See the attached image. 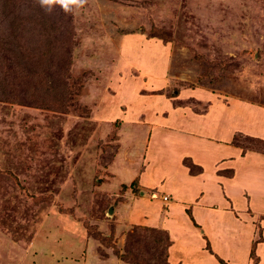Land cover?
Masks as SVG:
<instances>
[{
    "label": "rangeland",
    "instance_id": "374dc122",
    "mask_svg": "<svg viewBox=\"0 0 264 264\" xmlns=\"http://www.w3.org/2000/svg\"><path fill=\"white\" fill-rule=\"evenodd\" d=\"M147 37L170 48L167 95L197 86L264 107V0H0V264H133L118 257L129 251L162 264V245L151 260L150 244L128 236H164L125 229L122 202L140 198L137 174L157 148L148 138L182 122L180 97L143 94L127 76L141 66L158 85L167 53ZM250 138L232 143L263 154Z\"/></svg>",
    "mask_w": 264,
    "mask_h": 264
},
{
    "label": "crops",
    "instance_id": "0c3cea01",
    "mask_svg": "<svg viewBox=\"0 0 264 264\" xmlns=\"http://www.w3.org/2000/svg\"><path fill=\"white\" fill-rule=\"evenodd\" d=\"M162 46L167 56L161 64L163 69L158 70L160 75L155 77L159 78L155 88L154 75L143 73L141 66L137 74L127 76L139 80L145 87L148 85L149 91L143 94L156 95L162 100L169 96L180 97L176 102L180 107L176 111L182 122L174 129L157 127L154 138H148V144L151 141L150 145L153 143L154 147L162 146L163 149L153 148L156 156L147 147L148 153L143 159L145 166L135 181L140 198L135 199L127 191V197L122 200L128 221L124 228L143 225L165 231L170 241L167 264H243L237 262L238 258L252 264L249 257L252 246L256 264H264V154L243 151L232 143L237 134L264 140V107L241 99L215 96L212 91L197 86H178V90L171 92L173 95H167L173 85L167 77L171 67L170 48ZM123 48L121 46L122 53ZM122 53L121 59L125 56ZM129 64L132 69L136 68L134 61ZM200 93L202 100L197 95ZM193 98L198 103L205 101L199 113L184 103ZM161 135H174L175 138H161ZM156 157L162 158L161 166L154 165ZM185 162L194 167L195 173L190 172ZM237 213L245 214L243 217L255 223L252 225L254 233L248 239L240 228L243 226ZM224 214L234 215L238 223L232 227L223 226L218 219Z\"/></svg>",
    "mask_w": 264,
    "mask_h": 264
},
{
    "label": "trees",
    "instance_id": "16d2710c",
    "mask_svg": "<svg viewBox=\"0 0 264 264\" xmlns=\"http://www.w3.org/2000/svg\"><path fill=\"white\" fill-rule=\"evenodd\" d=\"M147 38L151 39V40H154L156 43H162L160 41V39H157V38H154V37H147ZM123 58H125V56ZM119 69H122V68L119 67ZM137 72H138V69H137V71H134V73H136V74H137ZM237 135H240V134H237ZM237 135H235V137ZM235 137H234V139H235ZM250 140L252 141L254 139L250 138ZM255 143L263 145L264 144V140L255 139ZM249 151L257 152L256 150H253V149H249ZM185 163L190 168V172L191 173H195L194 167L191 166L190 164H188L187 162H185ZM144 231H146V230H144ZM147 232H152V234L159 233L160 235L164 236V239H161L160 237H158L156 240H154V239H152V237L150 238L148 236H144V237L142 236L141 237V236H136V235H133V234H129L128 239L131 240V245L133 246V245H138L140 243H144V245L146 246V245L150 244L148 246V253L150 255V259L151 260L156 255V251H158V246L162 245L163 249H164L163 250L164 256H163L162 264H167V249H168V246L170 245V241H169L167 233L165 231L155 230V229H148ZM150 239H151V242H150ZM131 252L132 251H129L130 254H131ZM130 254L119 255L118 257L119 258L121 257V260H123L124 262H129V263H133V264H148V263L145 262V260L141 259L140 254H139L138 251L136 253L133 251L132 254L131 255ZM159 254L160 253H157V261L160 260V258L158 256ZM249 257L252 260V264H256L257 257L255 256V248H254V246L251 247V251L249 253Z\"/></svg>",
    "mask_w": 264,
    "mask_h": 264
},
{
    "label": "clouds",
    "instance_id": "9594fccd",
    "mask_svg": "<svg viewBox=\"0 0 264 264\" xmlns=\"http://www.w3.org/2000/svg\"><path fill=\"white\" fill-rule=\"evenodd\" d=\"M42 2H43V3H48V2H49V0H42Z\"/></svg>",
    "mask_w": 264,
    "mask_h": 264
},
{
    "label": "built area",
    "instance_id": "2783aa9c",
    "mask_svg": "<svg viewBox=\"0 0 264 264\" xmlns=\"http://www.w3.org/2000/svg\"><path fill=\"white\" fill-rule=\"evenodd\" d=\"M166 199H167L166 197H163V200H165V201H166Z\"/></svg>",
    "mask_w": 264,
    "mask_h": 264
},
{
    "label": "water",
    "instance_id": "95a60500",
    "mask_svg": "<svg viewBox=\"0 0 264 264\" xmlns=\"http://www.w3.org/2000/svg\"><path fill=\"white\" fill-rule=\"evenodd\" d=\"M109 212H111V209L109 210Z\"/></svg>",
    "mask_w": 264,
    "mask_h": 264
}]
</instances>
